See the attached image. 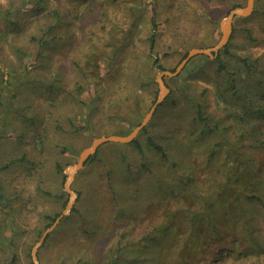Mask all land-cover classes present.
I'll use <instances>...</instances> for the list:
<instances>
[{
    "label": "rangeland",
    "instance_id": "obj_1",
    "mask_svg": "<svg viewBox=\"0 0 264 264\" xmlns=\"http://www.w3.org/2000/svg\"><path fill=\"white\" fill-rule=\"evenodd\" d=\"M246 2L0 0V264H36L61 214L37 264H264V169L257 177L234 155L238 185L253 182L237 196L225 160L206 157L220 137L195 116L201 105L234 136L242 112L264 111V0L233 18L217 56L165 77L142 149L102 144L65 187L85 147L129 133L156 100L154 56L171 70L214 47ZM257 124L264 133V115Z\"/></svg>",
    "mask_w": 264,
    "mask_h": 264
},
{
    "label": "trees",
    "instance_id": "obj_2",
    "mask_svg": "<svg viewBox=\"0 0 264 264\" xmlns=\"http://www.w3.org/2000/svg\"><path fill=\"white\" fill-rule=\"evenodd\" d=\"M254 3H255V1H254ZM37 4L38 3L33 4L34 8L38 7ZM155 15H156V13L153 12L152 16H151V33L148 37L149 51H151V52H153V50H154L155 35H156V28H157V25L155 24ZM234 32H235V27L232 24L231 36ZM231 36H230V38H231ZM230 38H229V40H230ZM229 40H228V42H229ZM228 42L226 43V45L223 46V49L227 48V46L229 44ZM217 59H219V57ZM153 65H155L158 69L163 70L161 63H159V59H158L157 55L154 56ZM171 70H174V69H171ZM161 103L158 105V107L161 105ZM156 111H157V109H156ZM154 114H153V116H154ZM258 115H264V111L263 110H261L259 112L256 111V114H253V112L248 109V110H245L244 112H242L241 117H238L239 125L238 124L236 125V132H234V136H232V134L227 136L228 135L227 134L228 125L222 126V128L219 129L218 126H221V125L217 121H213L209 117L205 116L203 113V110L201 109V105H198L196 107V115H195L196 119L204 125V129L207 130V132H209V134L216 132L217 135L220 137V139L215 143V145L212 146L211 150L209 151V153L207 154L206 157L208 160H211L213 158H219V159L225 160V161H223V162H225V164L222 168L223 174H224V181L232 184L233 192H236L237 196L241 195V192L245 191V188L248 185L253 184V182H248V179H245V180H243V182H244L243 185H238V181H236L237 177L232 172V170L229 169V163L234 162V155L238 156V158L247 162L248 163L247 165L250 167L251 171L255 175H257V177H261V175L263 173V169H264V133L260 129V126L257 124ZM151 120H152V118H151ZM209 121L212 122L213 124H211ZM149 122H151V121H149ZM149 122L139 132V134L131 142H129L130 144H134L139 149H142L141 145L139 144V137L142 135V133L146 132L147 127L150 124ZM231 137H234L235 140H233ZM220 140L226 141L228 146H226V145L223 146V144ZM108 143H113V144H117V145L126 144V143H118V142H108ZM146 143L148 146L153 147L159 153L160 161H162V162L168 161L169 158H168V155L165 152L164 148L160 144L156 143L151 136H147ZM221 147L225 148V150H221ZM94 156H95V154L91 155L88 158V160L85 162V164L88 161H90L91 159H93ZM122 158L124 159L123 155H122ZM246 183H249V184H246ZM249 192L251 193L250 195H248L249 197H253L256 199L259 198V195L255 194L252 191H249ZM209 197L211 198V195H209ZM205 198L206 197H203L204 200H205ZM0 201H1V198H0ZM204 208L206 209V207H204ZM47 218H49L48 215H47ZM53 219H54V217H52L51 219L49 218L48 224H50ZM10 240H12V238ZM10 242H12V241H10ZM220 253H221V251H219V254ZM15 257H16V255L12 254L9 264L15 263V261H16Z\"/></svg>",
    "mask_w": 264,
    "mask_h": 264
},
{
    "label": "water",
    "instance_id": "obj_3",
    "mask_svg": "<svg viewBox=\"0 0 264 264\" xmlns=\"http://www.w3.org/2000/svg\"><path fill=\"white\" fill-rule=\"evenodd\" d=\"M254 1L255 0H247L246 4L242 7H236L233 9L228 17L225 19L224 23L222 24V36L217 42V44L214 47H208V48H200V47H193L190 50H188L187 54L181 59V61L178 63V65L175 67L174 70H160L157 75V83L159 87V94L156 98V100L153 102L151 107L148 109V111L145 113L143 119L135 126L132 128V130L127 133V134H110V135H105V136H100L95 138L90 145L85 147L79 155L78 161L74 164L73 166V172L69 174L67 180H66V189L69 190V182L70 179H72L75 175V173L81 169L85 162L88 160V158L95 154L97 149L105 143L108 142H118V143H129L131 142L138 134L139 132L147 125V123L151 120L153 117V114L155 113L158 105L165 99L167 94L169 93L170 89L167 86L165 82V77H173L176 76L183 68L184 66L188 63V61L200 54H206L211 57H215L218 54L219 48L223 47L226 45L228 42L231 33H232V20L236 15H248L252 12L253 6H254ZM72 202L68 203V207L71 208ZM62 216L59 215L56 221L48 228L40 241L36 244L34 250H33V256H34V261L37 264V256H36V249L38 245L43 241L45 236L53 226L59 221L60 217Z\"/></svg>",
    "mask_w": 264,
    "mask_h": 264
}]
</instances>
